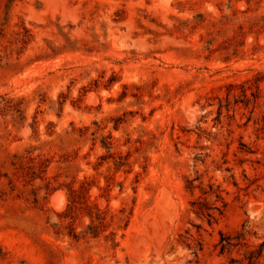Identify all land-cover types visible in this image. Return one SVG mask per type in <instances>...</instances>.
<instances>
[{
	"label": "rangeland",
	"instance_id": "1",
	"mask_svg": "<svg viewBox=\"0 0 264 264\" xmlns=\"http://www.w3.org/2000/svg\"><path fill=\"white\" fill-rule=\"evenodd\" d=\"M5 92L25 101L0 108V264H223L220 230L264 238V0H0ZM85 176L125 227L57 233Z\"/></svg>",
	"mask_w": 264,
	"mask_h": 264
},
{
	"label": "trees",
	"instance_id": "2",
	"mask_svg": "<svg viewBox=\"0 0 264 264\" xmlns=\"http://www.w3.org/2000/svg\"><path fill=\"white\" fill-rule=\"evenodd\" d=\"M26 37L31 35L30 29L25 27ZM19 32V31H18ZM117 73L113 72V74L108 77L106 80H102L99 78H93L91 83H95L96 87L103 85L104 87L110 88L112 84L117 81ZM127 84H124V87H127ZM126 91L122 93V97L125 95ZM0 108L1 110H6L7 106L13 109L20 110V106L25 101L24 96H10L7 92L0 94ZM60 102H62L60 100ZM12 103V104H9ZM105 147H110V142H103ZM121 157V155H120ZM34 158V157H33ZM117 166H120L119 161H117ZM195 178H188V183L186 184L187 188L190 191L197 186L194 183ZM88 177L85 176L80 180V186L74 187L73 185L69 186V202L66 210L61 213L62 221L59 223L60 230L57 233L65 232L69 236L79 239L81 237H98L100 233L107 229L110 222L118 223V227H125L127 225V221L129 220V214L126 212V209L120 208V214L117 212H110V221L107 219V209H102L99 207L96 201L92 203L86 202V200H79V196H85V190L89 189L90 186H87ZM210 189L200 188L202 193L205 195L215 196V201L213 203H209V201H202V204L198 205V208L194 207V211L199 216H205L207 221L211 224L213 218H215L214 208L220 210L222 212L221 207L217 204V201H222L223 206H225L226 201L218 190L217 186L214 183H209ZM200 198V197H199ZM83 202H86L83 205ZM199 202L197 199L193 200V204ZM201 202V201H200ZM76 207L79 212L76 216L80 217L82 220L84 217L89 218V222L86 224V227L80 231L75 230V217L73 214L69 213V209ZM124 221L125 223L122 225L120 222ZM67 222V223H66ZM83 222V221H82ZM66 224V225H65ZM67 227V230H64L63 227ZM220 237L216 242V247H219V252L224 253L228 252V261L223 264H264V238L257 242H251L248 239V234H250V228L247 226L246 222L242 223L240 229H237L235 232H227L220 230ZM116 231L114 229L110 230V239L113 246L118 244V241L114 237ZM107 236V235H106ZM189 243V242H188ZM201 243V242H200ZM190 245V244H188ZM202 246H200L201 248Z\"/></svg>",
	"mask_w": 264,
	"mask_h": 264
},
{
	"label": "bare ground",
	"instance_id": "3",
	"mask_svg": "<svg viewBox=\"0 0 264 264\" xmlns=\"http://www.w3.org/2000/svg\"><path fill=\"white\" fill-rule=\"evenodd\" d=\"M53 199L55 200L56 203H59V206L61 207L64 205L65 195L62 191H57L53 195Z\"/></svg>",
	"mask_w": 264,
	"mask_h": 264
}]
</instances>
